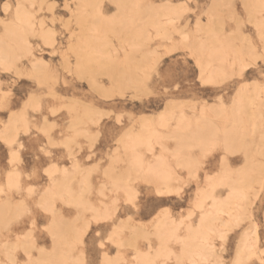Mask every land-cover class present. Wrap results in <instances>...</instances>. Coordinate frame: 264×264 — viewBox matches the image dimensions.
<instances>
[{
  "label": "rangeland",
  "instance_id": "1",
  "mask_svg": "<svg viewBox=\"0 0 264 264\" xmlns=\"http://www.w3.org/2000/svg\"><path fill=\"white\" fill-rule=\"evenodd\" d=\"M0 42V264H264V0H0Z\"/></svg>",
  "mask_w": 264,
  "mask_h": 264
},
{
  "label": "snow or ice",
  "instance_id": "2",
  "mask_svg": "<svg viewBox=\"0 0 264 264\" xmlns=\"http://www.w3.org/2000/svg\"><path fill=\"white\" fill-rule=\"evenodd\" d=\"M264 59V58H262ZM261 68L264 69V64L261 65ZM243 70V69H242ZM180 80V83L183 84V78L182 77H178L176 75L175 71H168V72H163V77H162V87H163V82H167L168 86L171 87L173 85L177 84V80ZM201 82H205V83H211V81H204L203 79V74H201ZM32 190L29 189V192H31ZM160 195H164L165 193H159ZM42 206L41 205H34L31 209V211H28L25 213V217H24V223H23V228H35L36 227V223L35 221H33L31 219V217L33 216V214H36L37 216H39L40 212L42 211Z\"/></svg>",
  "mask_w": 264,
  "mask_h": 264
},
{
  "label": "bare ground",
  "instance_id": "3",
  "mask_svg": "<svg viewBox=\"0 0 264 264\" xmlns=\"http://www.w3.org/2000/svg\"><path fill=\"white\" fill-rule=\"evenodd\" d=\"M20 11H21V9H20ZM24 11H25V10H24ZM21 12H22V11H21ZM22 13L24 14V12H22ZM18 15H20V14L18 13ZM25 16L27 17L26 14H25ZM18 17H19V16H18ZM20 17H21V16H20ZM18 19H19V18H18ZM25 19H26V18H25ZM24 24H25V23H24ZM11 27H12V26H11ZM11 30L14 31L13 28H12ZM15 30H16V28H15ZM16 31L19 32V30H16ZM9 32H10V30H9ZM9 32H7L8 35H9ZM11 33H12V32H11ZM10 36H11V35H10ZM13 36H14V35H13ZM11 40H13V38H12ZM11 40H10V41H11ZM1 42H2V41H1ZM1 42H0V43H1ZM5 42H6V41H5ZM11 42H13V41H11ZM3 44H4V43H3ZM5 45H6V44H5ZM5 45H4V46H5ZM8 45H9V44H8ZM2 48H3V47H2ZM0 49H1V48H0ZM7 49H8V48H7ZM9 49H10V48H9ZM9 49H8V50H9ZM1 50H2V49H1ZM0 53H1V52H0ZM1 54H2V53H1ZM1 54H0V55H1ZM11 55H12V54H11ZM11 55H10V56H11ZM10 56H9V54H8V57H10ZM2 58H3V57H2ZM4 58H5V57H4ZM6 59H7V58H6ZM2 60H3V59H2ZM7 60H8V59H7ZM7 60H6V61H7ZM4 62H5V61H4ZM206 66H207V64H206ZM203 118H204V117H203ZM177 121H178V120H177ZM206 122H207V121H206ZM177 123H178V122H177ZM234 123H235V122H234ZM236 123H237V122H236ZM183 124H184V123H183ZM183 124L181 123V124H179V125H180L181 127H185ZM185 124H186V123H185ZM206 124L208 125V123H206ZM209 124H210V123H209ZM197 125H198V124H197ZM213 125H214V124H213ZM213 125L211 124V127H212ZM216 126H217V125H216ZM233 126L235 127V125H233ZM237 126H238V125H237ZM237 126H236V127H237ZM188 127H190V126H188ZM188 127H187V128H188ZM195 128H196V127H195ZM198 128H199V125H198ZM181 129H182V128H181ZM181 129H180V130H181ZM185 129H186V127H185ZM201 129L204 130V128H201ZM206 129H208V127H206ZM214 129H215V128H214ZM218 129H219V128H218ZM218 129H217V130H218ZM232 129H233V128H232ZM175 130H176V129H175ZM175 130H174V131H175ZM235 130H236V129H235ZM235 130H234V131H235ZM177 131H178V130H177ZM208 131L210 132L211 130L208 129ZM214 131H216V130H214ZM184 132H185V130L183 131V129H182V130H181V133H184ZM192 132H193V131H192ZM195 132H196V131H195ZM197 132H198V131H197ZM204 132H205V131H204ZM204 132H203V134L205 135ZM225 132L227 133L226 130H225ZM225 132H224V133H225ZM228 132H230V131H228ZM236 132H237V130H236ZM181 133H180V134H181ZM185 133H186V132H185ZM193 133H194V132H193ZM215 133H216V132H215ZM218 133H219V132H218ZM226 133H225V134H226ZM187 134L190 135V133H188V132H187ZM211 134H212V133H211ZM225 134H224V135H225ZM173 135H175V134H173ZM178 135H179V133H178ZM181 135H182V134H181ZM191 135H194V134H191ZM196 135H198V134H196ZM200 135H201V134H200ZM204 135H203V136H204ZM208 135H209V134H208ZM208 135H207V136H208ZM216 135H217V134H215V136H216ZM228 135H229V134H228ZM228 135H227V136H228ZM205 136H206V135H205ZM225 136H226V135H225ZM179 137H180V135H179ZM189 137H190V136H189ZM189 137H187V138H189ZM201 137H202V136H200V139H201ZM208 137H209V136H208ZM210 137H211V136H210ZM210 137H209V138H210ZM217 137H218V136H217ZM228 137H231V136H228ZM228 137H227V138H228ZM196 138H197V137H196ZM209 138H207V139H205V140H204V139L201 140L197 145H199V146H201V147H204L205 143L209 141ZM227 138H225V139H227ZM231 138H232V137H231ZM235 138H236V137H235ZM177 139H178V138H177ZM181 139L183 140V142H182V146H183V147H184V146H187V145H188V144H187V139H186V140H184L183 138H181ZM181 139H180V141H181ZM190 139H191V140L194 139L193 143L195 142V138L192 137V138H190ZM215 140H216V139H215ZM180 141H179V143L181 144ZM188 141H189V140H188ZM217 141H218V140H217ZM225 141H226V140H225ZM227 141H228V139H227ZM227 141H226V143H227ZM232 141H233V139H232ZM190 142H191V141H190ZM230 142H231V139H230ZM230 142H229V143H230ZM179 143H178V144H179ZM208 143H210V141H209ZM231 143H232V142H231ZM137 145H138V144H137ZM189 145H190V144H189ZM190 146H192V144H191ZM199 146H198V147H199ZM205 146H206V145H205ZM227 146H230V144L227 145ZM137 147H138V146H137ZM183 147H181V148H183ZM188 147H189V146H188ZM196 147H197V146H196ZM184 148H186V147H184ZM190 148H191V147H190ZM179 149H180V145H179L178 150H179ZM188 149H189V148H188ZM200 149H201V148H200ZM203 149H204V148H203ZM236 149H237V148H236ZM134 150H135V148H134ZM134 150H133V151H134ZM182 150H183V149H182ZM133 151H132V152H133ZM189 155H190V154H189ZM184 160H185V158H184ZM138 161H141V159L139 158ZM138 161H137V162H138ZM138 163H139V162H138ZM188 163H189V165H191V162H190V161H189ZM155 168H156V167H155ZM152 171H153L154 173L157 172L156 169H153ZM167 173H169V172H167ZM158 175H159L160 178H163V179H165V178L167 177V174H164V173H159ZM170 175H171V174H170ZM170 175H169V177H170ZM169 177H168V178H169ZM113 185H114V184H113Z\"/></svg>",
  "mask_w": 264,
  "mask_h": 264
}]
</instances>
